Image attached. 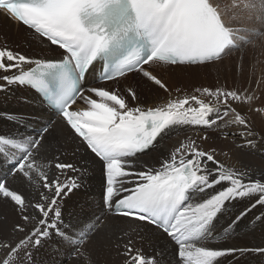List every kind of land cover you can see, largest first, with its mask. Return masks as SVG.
<instances>
[{
    "label": "snow or ice",
    "instance_id": "1",
    "mask_svg": "<svg viewBox=\"0 0 264 264\" xmlns=\"http://www.w3.org/2000/svg\"><path fill=\"white\" fill-rule=\"evenodd\" d=\"M244 10L264 26V0L259 5L251 0L227 5L221 0H0V15L29 30L41 48L60 50L57 58L34 57L6 41L0 44V101L20 105L0 109V121L14 127L25 123L26 115L46 121L37 125L35 136L0 133V201L10 203L21 221L9 235L0 231V264H37L35 254L45 248L57 253L66 248L68 255L75 253L74 264H97L84 248L97 225L81 226L78 244L68 247L72 233L61 223L66 214L80 215L74 198L92 195L93 182L100 207L124 225L114 230V264H161L143 249L157 232L176 246V264H226L229 258L242 264L249 254H264V244L212 245L215 222L234 201L250 204L221 229L225 240L253 208H264V171L254 175L247 166L219 159L232 157L223 149L204 148L199 141H208V135L186 137L155 164L141 161L171 130L185 125L218 129L225 140L238 136L236 147L252 154L264 149V134L239 110L246 104L253 110L247 89L197 87L188 95L177 88L173 96L152 70L153 65L207 66L241 51L250 36L264 35L244 26ZM130 73L157 86L165 100L146 105L132 85L121 88ZM109 82L115 86H104ZM37 100L42 107L31 108ZM27 108L30 113L23 111ZM54 126L66 134L65 144L73 145L74 159L59 149L51 157L44 154ZM9 176L28 190L11 187ZM256 220L264 225V213Z\"/></svg>",
    "mask_w": 264,
    "mask_h": 264
},
{
    "label": "bare ground",
    "instance_id": "2",
    "mask_svg": "<svg viewBox=\"0 0 264 264\" xmlns=\"http://www.w3.org/2000/svg\"><path fill=\"white\" fill-rule=\"evenodd\" d=\"M242 16L244 18L246 17L244 14H242ZM252 16H254V13ZM244 26L256 29L248 25ZM22 28V25L10 21L6 19L5 16L0 15V44H3L6 41L7 44L11 45L10 48H14V50L16 48L19 52L23 51L24 48H26L25 46H28L29 49H32L29 40L31 38L27 37L26 32H22ZM256 48L259 54L263 55V58L259 57L262 59V61L260 59L257 60H260L261 63H264V51L262 50V48L264 49V43L261 46L258 45ZM35 50L42 55H47L49 58H57L60 53L59 49L49 50L47 46L43 47L42 49L38 47L35 48ZM242 59H244L243 63L240 61V63H231L232 65L230 62H226V60L224 63L217 62L207 66L165 67L164 70L167 72H160L157 76L162 80L165 79L163 81L166 84H171L174 90L179 88V85H176L177 83H182V85L188 84L196 88H215L224 86L228 89H239L241 91L247 89L248 94L254 96L251 106L253 110H249V105L247 104L239 110H241L243 115L247 116L253 127V130L256 133L264 134V113L256 112L254 110L255 108H264V80H259L256 82L257 80L255 77L257 73L254 72L255 70L253 71V68H249V65H246L248 56H243ZM253 59L255 61V58ZM238 64L242 65L241 68L238 66ZM256 67H258V65ZM262 69L264 72V67ZM138 75V73H131L128 75V77L136 76V78H138ZM123 80L124 79H121V81ZM143 80L145 79L143 78ZM144 82L149 83L146 80ZM212 82L217 86L212 85ZM114 84L115 82H109L104 86L112 87ZM19 94L20 93L17 92L11 95L18 96ZM186 94L191 95L193 92L187 91ZM40 107H42V105L38 100L35 101L31 106V108ZM19 108L20 105L15 103L13 99L0 101V109L11 110ZM31 108L23 109V111L30 113ZM53 119H55V117H53ZM23 120L25 123L16 127L13 126L11 121H0V133L7 135L10 133L19 132L21 136H27L28 134L35 136L36 131L40 130L37 128V125L46 123V121L40 120L39 118L33 117L31 115L24 116ZM39 120L41 122H39ZM30 126H34L35 129L30 131ZM65 135L66 134L63 133L60 127L54 126L53 134L49 137V145H46L44 154L51 157L52 155H55L56 151L59 149L66 152V156L64 158L69 160L74 159L71 156V148L73 145H71L70 142L65 144ZM203 135H208L209 137L208 141H199L204 148L207 149L209 147H216L218 150L223 149L225 151H229L232 157L230 160H227L225 157L220 156L219 159L235 167L247 166L252 170L254 175H258L260 172L264 171V149L252 154L249 153L247 149L241 150L236 147V143H239L240 140L238 136L235 138V141L231 137L225 140L221 137L220 131L218 129H204L186 125L171 130L168 135L159 141L156 146L157 148L154 151H151L147 155H143L141 157V161H147L149 164H155L159 158H161L163 155H167V153L174 146L185 140L186 137L190 136L196 139ZM0 175H3V173H0ZM8 180L11 187L23 189L25 191L28 190L27 186L22 184L20 179L9 176ZM88 190L93 194L87 197L80 196L78 198H74L79 199L80 201L77 210L79 211V209H83L80 215L73 216L66 214L63 221L61 222L63 229L72 233V236L70 237L72 243L68 247H73L78 244L79 238L83 234L81 231V226L86 230L93 224H96L97 226L92 233V238L90 240H86L84 248L87 250L92 260L96 261L97 264H114V261L116 260L114 251V230L118 226L122 227L124 225H121L119 217L114 216L112 212L106 208L102 209L100 207L99 187L96 182L88 185ZM81 191L83 192L84 190L82 189ZM249 204L250 201L248 200L234 201L233 205L228 208L224 216L215 222L214 234L217 235V240L212 241L213 246L219 243H227L229 245L236 244L242 246H256L264 244V225H261L259 221L256 220L257 216H260L262 213H264V208L259 206L253 208L249 212L247 218L240 224L239 229L233 233L231 239L225 240L223 236L220 235L221 229L224 227L226 222L232 218V214L240 211L242 208L248 207ZM20 222L19 216L13 209L12 205L10 203L0 201V231H2L5 235H9L13 225ZM20 235L22 234H16L17 238ZM109 238H111L112 242H110ZM175 247L176 246L174 243L170 241V238L159 232L156 233V238L151 241V246H149L148 243L143 244L145 253L149 257L155 256L156 259L161 262V264H176L178 257L173 254ZM75 259V253L68 255L66 248L61 249L60 253H57L49 248H45L35 254V260L37 261V264H61L62 261H66V264H74ZM226 264H234V261L229 258ZM242 264H264V254H249L244 258Z\"/></svg>",
    "mask_w": 264,
    "mask_h": 264
},
{
    "label": "rangeland",
    "instance_id": "3",
    "mask_svg": "<svg viewBox=\"0 0 264 264\" xmlns=\"http://www.w3.org/2000/svg\"><path fill=\"white\" fill-rule=\"evenodd\" d=\"M251 2L256 3L257 5H259L260 0H251ZM221 3L224 4V5H227V4L230 3V0H221ZM237 11H239V10H237ZM253 13L254 12H249L248 10H244L242 14H244L246 17L244 18L243 16H241V22L244 25H248L250 27L256 28L259 32H264V26L259 25L255 21V13H254V16H252ZM249 16H251L252 19H249ZM24 29H26V28L23 27L21 30H22V32H26L27 33V37L28 38H31L29 40H30L32 49H29L28 46H25L26 48H24V50L21 51V53L26 54V55H30V56H34V57L37 56V55H39L41 57L45 56V55H42L41 53H39L38 51L35 50V48H38V47L41 48V46L38 44V42L35 40V38L29 33V30L26 29L27 30L26 31ZM250 40H251V42L246 44V45H244L242 47L241 51L234 52L230 56L225 57V59L222 62L224 63V61L227 60L226 62H230V64L231 63L232 64L240 63V61H241V63H243L244 59H242V57L243 56H248V59H247L248 61H246V65H249V68H253V71L255 70L254 72L257 73L255 78L257 80L256 82H258L259 80H264V77H263L264 76V74H263L264 72H263V69H262L264 67V63L263 62L261 63V61H262L261 58H263V55L259 54L258 50H256L257 49L256 47H258V45L259 46L263 45V43H264V35L250 36ZM8 46L11 47V45H9V44H8ZM19 48H20V46H19ZM15 50L18 51L16 48H15ZM262 50L264 51L263 48H262ZM259 57H261V58H259ZM239 58H240V60H239ZM253 58H255V61H254ZM231 59H233V60H231ZM257 59H260L261 61L257 60ZM229 60H231V61H229ZM257 65H258V67L260 69L258 67H256ZM238 66L241 68L242 65L238 64ZM164 69H165V67H163V66H159V65H153L152 66V70L154 71V74H156V75H159L160 72H167ZM89 80L91 81L92 78H89ZM163 80H165V79H163ZM144 81L145 80H143V77H141L140 74H139L138 78H136V76H132V77H127L123 81H120L119 86L121 88H124L126 85H129V84L132 85L134 88L137 89L138 94L140 96V102L143 103V104L151 105L154 102L155 103H162L165 100V98L167 97V94L164 93L162 90H159L157 86L152 85L150 82L149 83H145ZM167 84L170 87V89L172 90L173 96H175L176 95V91L174 90V88L172 87L171 84H169V83H167ZM176 85L177 86L179 85V89H181V94H183L184 92L187 93V91L188 92L192 91L193 94H194V90L196 88V87H192V86H190L188 84L182 85V83H177ZM212 85L215 86L216 84L212 82ZM114 86H115V84H114ZM186 93H184V94H186ZM39 122H41V121L39 120ZM30 127L32 129H35L34 126H30Z\"/></svg>",
    "mask_w": 264,
    "mask_h": 264
}]
</instances>
